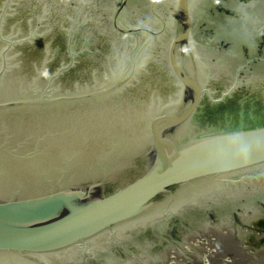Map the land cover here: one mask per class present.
<instances>
[{"label": "water", "instance_id": "obj_1", "mask_svg": "<svg viewBox=\"0 0 264 264\" xmlns=\"http://www.w3.org/2000/svg\"><path fill=\"white\" fill-rule=\"evenodd\" d=\"M205 1L0 0V264H90L172 223L203 263L264 264L231 231L264 217V71L194 40Z\"/></svg>", "mask_w": 264, "mask_h": 264}, {"label": "flooded vegetation", "instance_id": "obj_2", "mask_svg": "<svg viewBox=\"0 0 264 264\" xmlns=\"http://www.w3.org/2000/svg\"><path fill=\"white\" fill-rule=\"evenodd\" d=\"M249 2L250 0H206L203 6L197 8L194 17L196 24L192 36L194 40L204 43V49L210 50L211 54L229 56L232 59V68H234L233 74L237 72L240 79L245 72L256 69L264 71V21L259 16H251L252 11H248L249 20L245 23L240 16L241 12L247 9ZM259 2L261 6L256 9V15H260L261 11H264V0H259ZM262 78L264 81V77ZM242 87L244 89L245 85ZM248 211L250 212L249 207ZM224 221L221 222L224 223ZM185 225L172 223L166 230L159 231L148 226L144 230L141 229L131 240L124 239L121 244H114L109 247L108 253V248L105 249V253L102 251L104 254L98 253L97 259L89 263L184 264L187 261H184L187 255H181L176 247L182 252L190 249L189 246L184 245L185 243H181V238L188 232L187 228H189L187 223ZM233 226L231 231L238 226L245 229L243 241L252 232L246 229L249 225L241 224L238 214L233 215ZM188 243L190 242L188 241ZM202 245L203 243L196 245L192 251L197 252V248L201 249ZM259 253L263 255L264 248L260 249ZM261 258L264 260L263 256ZM181 261L182 263H180Z\"/></svg>", "mask_w": 264, "mask_h": 264}, {"label": "rangeland", "instance_id": "obj_3", "mask_svg": "<svg viewBox=\"0 0 264 264\" xmlns=\"http://www.w3.org/2000/svg\"><path fill=\"white\" fill-rule=\"evenodd\" d=\"M248 230H251L245 240L246 247L260 249L264 248V217L259 219L254 225H252ZM260 248V249H259ZM264 257V254H263Z\"/></svg>", "mask_w": 264, "mask_h": 264}]
</instances>
